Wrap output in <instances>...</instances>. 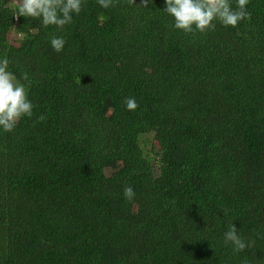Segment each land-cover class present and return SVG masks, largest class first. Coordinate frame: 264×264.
I'll use <instances>...</instances> for the list:
<instances>
[{"label": "trees", "instance_id": "16d2710c", "mask_svg": "<svg viewBox=\"0 0 264 264\" xmlns=\"http://www.w3.org/2000/svg\"><path fill=\"white\" fill-rule=\"evenodd\" d=\"M114 4L61 31L0 0V59L34 105L0 128V264H264V0L205 34L166 0Z\"/></svg>", "mask_w": 264, "mask_h": 264}, {"label": "clouds", "instance_id": "9594fccd", "mask_svg": "<svg viewBox=\"0 0 264 264\" xmlns=\"http://www.w3.org/2000/svg\"><path fill=\"white\" fill-rule=\"evenodd\" d=\"M98 4L107 9L114 7V0H97ZM137 0H128L135 4ZM147 3L148 0H141ZM250 0H236L235 7L231 0H166L164 10L174 18V27L185 34H205L216 30L219 22L224 27H238L240 22L251 14L247 10ZM84 7V0H19L18 15L20 17L39 19L44 27L55 26L64 30L66 25L73 22L74 15L78 16ZM63 37L53 36L51 46L61 53L65 46ZM7 57L0 59V128L4 132H13L24 117H33L34 105L29 99L26 87L8 70ZM23 79L28 80L27 74ZM125 106L129 111H135L139 105L134 97L126 98ZM46 119L40 115L37 120ZM132 186L124 188V198L132 201L135 198ZM225 244H231L235 251H244L250 245L238 234L235 224L224 233Z\"/></svg>", "mask_w": 264, "mask_h": 264}]
</instances>
